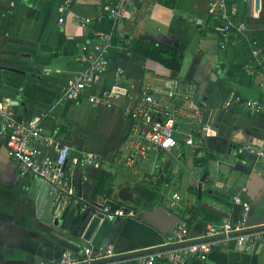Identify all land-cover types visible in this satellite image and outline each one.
<instances>
[{
    "label": "crops",
    "instance_id": "obj_1",
    "mask_svg": "<svg viewBox=\"0 0 264 264\" xmlns=\"http://www.w3.org/2000/svg\"><path fill=\"white\" fill-rule=\"evenodd\" d=\"M110 1L0 0V104L37 121L45 134L57 130V142L73 146L66 169L76 194L96 206H123L134 215L101 218L85 240L96 209H60L57 198L43 192L45 182L22 174L0 142V264H40L58 259L65 250L78 253L84 246L109 245L115 254L161 247L114 264H145L149 254L156 255L154 264H169L164 255L173 249L167 246L175 243L174 229L186 226L190 240H195L208 225L237 220L242 205L234 202L236 195L249 206L248 227L264 224L263 159L243 149L264 141V113H253L235 100L264 94V0H223L225 18L218 20L211 13L214 0H173L171 5L134 0L117 22L108 16ZM223 22L230 24L236 43L220 48ZM99 34L110 36L109 65L91 82V92L111 86L117 72L133 92L168 77L163 66L128 49L136 38L182 52L176 77L198 85L206 82L199 124L202 150L197 156L179 142L172 155L156 156L160 167L151 168L149 162L150 174H135L115 163L129 129L120 106L98 108L84 96L63 94L70 76L85 68L79 59L81 46ZM126 53L144 64L118 58ZM83 153L100 158L99 165L86 168V180L71 164ZM40 155L54 156V151L43 149ZM100 165L114 173L110 197L97 187ZM136 184L150 187L153 194L139 198ZM124 186L131 188L135 203L118 199ZM215 240L208 252L185 264H264V238L241 244L236 235Z\"/></svg>",
    "mask_w": 264,
    "mask_h": 264
},
{
    "label": "built area",
    "instance_id": "obj_2",
    "mask_svg": "<svg viewBox=\"0 0 264 264\" xmlns=\"http://www.w3.org/2000/svg\"><path fill=\"white\" fill-rule=\"evenodd\" d=\"M133 1L111 0L107 6L108 16L117 22L125 15ZM211 13L217 20L225 18L223 0L212 2ZM77 20L82 24L85 23L84 19L77 18ZM59 21L61 22L62 19ZM219 29L220 48L236 43L229 23L223 22ZM109 40V35L99 34L90 44L81 46L79 59L85 64V68L70 76L63 89L64 96L69 98L84 96L90 104L98 108L108 109L116 104L120 106L129 120V129L114 161L118 166L132 170L135 174H150L149 162L151 168L160 167L156 156L172 155L179 142L190 147L191 152L196 155L203 137L199 129L202 102L198 97L197 83L179 77H166L159 84L145 85L138 92H133L122 84L121 72H117L111 86L101 88L98 92L89 91L91 82L108 68L109 59L106 49ZM235 100L253 113H264V94L256 99L236 98ZM56 137L57 130L45 134L37 121L20 115L10 104H0V142L5 144L10 158L22 174L30 178H39L50 186V192L57 198L60 209L78 207L80 210H85L92 206L104 219L133 216L134 211L131 209L123 206L112 207L110 204L96 206L76 194L74 187L68 181L66 169L73 146L67 143L59 144ZM263 144L264 141L255 143L254 148L246 144L243 145V149L254 153L257 158H262L264 167ZM43 149H53L54 156L41 158ZM99 163L100 158L96 154L83 153L73 159L71 164L81 170L83 179L86 180V168L97 166ZM173 197L178 198L179 195L174 193ZM234 202L242 205L241 216L233 222L208 225L203 237L227 235L229 232L248 227L246 223L248 204L240 195L234 197ZM173 237L175 242L191 239L189 230L184 225H178L174 229ZM236 238L239 244L254 243L262 240L264 233L260 230L244 232L236 235ZM216 243V240L212 239L174 247L165 253L164 257L169 264H185L197 254L208 252ZM114 254L111 245L106 248L84 246L78 253L65 250L58 259L40 264H114L113 260L98 261L102 257L106 258ZM155 257V254H149L145 264H154Z\"/></svg>",
    "mask_w": 264,
    "mask_h": 264
},
{
    "label": "trees",
    "instance_id": "obj_3",
    "mask_svg": "<svg viewBox=\"0 0 264 264\" xmlns=\"http://www.w3.org/2000/svg\"><path fill=\"white\" fill-rule=\"evenodd\" d=\"M164 2L168 5H171L173 3V0H165ZM128 49L133 53H137L148 60L160 64L166 70H168L169 74L177 73L180 69V65L183 57L182 52L167 45H164L162 43L152 41L145 37H140L131 41L128 44ZM201 150H202L201 147L197 149L196 156ZM96 174H97L96 178H97L98 190L105 197H110L112 193V182H113L112 174L114 173L111 172L108 168L100 165L97 169ZM134 190L138 194L139 198L150 197L153 194V191L150 187H146L141 184H136L134 186ZM68 209L69 208H67L66 211Z\"/></svg>",
    "mask_w": 264,
    "mask_h": 264
},
{
    "label": "water",
    "instance_id": "obj_4",
    "mask_svg": "<svg viewBox=\"0 0 264 264\" xmlns=\"http://www.w3.org/2000/svg\"><path fill=\"white\" fill-rule=\"evenodd\" d=\"M119 59H123V60H127L130 62H135V63H139V64H144V61L136 58L134 56H131L130 53H126V54H119L118 55ZM172 77H176V73H172L171 74ZM206 86V82H201L199 84V91H198V97L199 99H205L206 96L204 95V89ZM45 191H50V186L48 184L45 183V187H43V192ZM118 199L124 202H131V203H135V199L133 198V194H132V190L129 186H124L122 188L119 189L118 193H117ZM43 218L49 220L50 217L47 216L46 214L43 215ZM101 220V214L99 212H96V214L91 218L87 229L84 233V239L85 240H89L90 236L92 235L93 231L95 230V228L97 227V225L99 224ZM258 230H264V224L261 225H257V226H253V227H247L244 228L240 231H234V232H229L227 235L231 236V235H238L244 232H250V231H258ZM220 236H226L224 234H219V235H214V236H210V237H201V238H197L195 240H187V241H182V242H175V243H171L169 244L167 247L168 248H174V247H179V246H185V245H189V244H193L196 242H201V241H208V240H212L215 238H219ZM161 247H152V248H146V249H142V250H137V251H128V252H124L121 254H115L112 256H109L107 258H105L106 260H119V259H125V258H130L134 255H139L142 253H152L156 250H160ZM100 261V260H98ZM97 262V261H96ZM82 264V263H80Z\"/></svg>",
    "mask_w": 264,
    "mask_h": 264
},
{
    "label": "rangeland",
    "instance_id": "obj_5",
    "mask_svg": "<svg viewBox=\"0 0 264 264\" xmlns=\"http://www.w3.org/2000/svg\"><path fill=\"white\" fill-rule=\"evenodd\" d=\"M125 170H122V172H124ZM127 172V171H126ZM132 172H134V171H132ZM135 173V172H134Z\"/></svg>",
    "mask_w": 264,
    "mask_h": 264
}]
</instances>
